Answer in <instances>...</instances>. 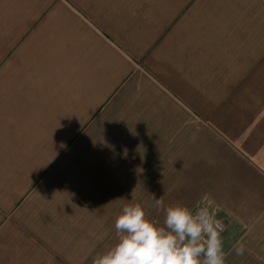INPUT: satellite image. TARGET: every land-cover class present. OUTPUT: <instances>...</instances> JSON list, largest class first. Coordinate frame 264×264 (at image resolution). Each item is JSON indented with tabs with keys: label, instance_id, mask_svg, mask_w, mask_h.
Listing matches in <instances>:
<instances>
[{
	"label": "crops",
	"instance_id": "0c3cea01",
	"mask_svg": "<svg viewBox=\"0 0 264 264\" xmlns=\"http://www.w3.org/2000/svg\"><path fill=\"white\" fill-rule=\"evenodd\" d=\"M129 169H193L264 264V0H0V264H93Z\"/></svg>",
	"mask_w": 264,
	"mask_h": 264
},
{
	"label": "clouds",
	"instance_id": "9594fccd",
	"mask_svg": "<svg viewBox=\"0 0 264 264\" xmlns=\"http://www.w3.org/2000/svg\"><path fill=\"white\" fill-rule=\"evenodd\" d=\"M152 196L164 210L163 225L149 219L141 203L126 204L115 219L117 242L93 264H225L224 224L209 208L193 211L179 202L165 208L162 198ZM234 250L243 255L244 244Z\"/></svg>",
	"mask_w": 264,
	"mask_h": 264
},
{
	"label": "rangeland",
	"instance_id": "374dc122",
	"mask_svg": "<svg viewBox=\"0 0 264 264\" xmlns=\"http://www.w3.org/2000/svg\"><path fill=\"white\" fill-rule=\"evenodd\" d=\"M192 172L193 169H129L131 179L128 189H118L114 191L117 192L114 196L128 197L129 203L136 201L140 203L143 197V206L149 219H157L156 221L162 226L165 219L164 210L155 207L152 195L157 199L162 198L165 208L179 202L194 210L198 204L195 207L188 206L193 193ZM212 203L214 204L213 201Z\"/></svg>",
	"mask_w": 264,
	"mask_h": 264
},
{
	"label": "built area",
	"instance_id": "2783aa9c",
	"mask_svg": "<svg viewBox=\"0 0 264 264\" xmlns=\"http://www.w3.org/2000/svg\"><path fill=\"white\" fill-rule=\"evenodd\" d=\"M201 207H207V208H209L210 209V211H212L214 214H215V217L217 218V219H219L218 218V215H217V208H216V206L212 203V201L210 200V199H203L195 208H194V210L193 211H196L197 209H199V208H201ZM219 220H221V219H219ZM222 221V220H221ZM224 224V223H223ZM224 228H225V226H224Z\"/></svg>",
	"mask_w": 264,
	"mask_h": 264
}]
</instances>
